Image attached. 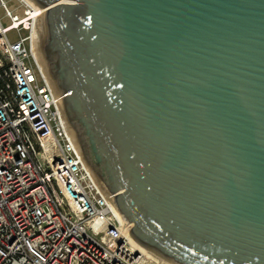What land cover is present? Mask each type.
<instances>
[{
    "label": "water",
    "instance_id": "water-1",
    "mask_svg": "<svg viewBox=\"0 0 264 264\" xmlns=\"http://www.w3.org/2000/svg\"><path fill=\"white\" fill-rule=\"evenodd\" d=\"M83 156L169 264H264V0H30Z\"/></svg>",
    "mask_w": 264,
    "mask_h": 264
},
{
    "label": "built area",
    "instance_id": "built-area-1",
    "mask_svg": "<svg viewBox=\"0 0 264 264\" xmlns=\"http://www.w3.org/2000/svg\"><path fill=\"white\" fill-rule=\"evenodd\" d=\"M18 1L22 16L0 0L10 20L0 18V264H150L37 61L38 20L48 9Z\"/></svg>",
    "mask_w": 264,
    "mask_h": 264
},
{
    "label": "bare ground",
    "instance_id": "bare-ground-1",
    "mask_svg": "<svg viewBox=\"0 0 264 264\" xmlns=\"http://www.w3.org/2000/svg\"><path fill=\"white\" fill-rule=\"evenodd\" d=\"M36 36H37V45L35 46V56H36V58H37V61H38V63H39V65H40V67H41V69H42V71H43V74H44V76H45V78H46V80L49 82V84L56 90V91H60L58 88H59V86L56 84V82L53 80V78L52 77H50V74H49V72H48V70H47V68H46V65H45V63H44V61H43V58H42V56H41V53H40V45H39V35H38V29H37V32H36ZM52 78V79H51ZM53 80V81H52ZM55 82V83H54ZM71 129L73 130V132H74V134L76 135V132H75V130L71 127ZM76 139H77V137H76ZM134 243L136 244V247L137 248H139L140 250H143L144 252H146L147 253V255H148V257H149V259L150 260H152L153 262H155V263H157V259L160 261V262H162V264H165V263H167V262H165L164 260H162V259H160L159 257H157V256H155L154 254H152L151 252H149L148 250H146L145 248H143L142 246H140L139 244H137L136 243V241H134ZM156 259H155V258ZM155 260V261H154ZM152 262V263H153ZM167 264H169V263H167Z\"/></svg>",
    "mask_w": 264,
    "mask_h": 264
},
{
    "label": "rangeland",
    "instance_id": "rangeland-1",
    "mask_svg": "<svg viewBox=\"0 0 264 264\" xmlns=\"http://www.w3.org/2000/svg\"><path fill=\"white\" fill-rule=\"evenodd\" d=\"M5 2L7 3V6L10 10H13L14 12H16L17 14H19L20 16H22L23 14V7L20 5L18 0H5ZM0 18L2 19L4 25H8L10 23V20L6 17V13L4 8L0 5ZM28 32H22L21 36H27ZM9 39L14 42L20 39V36L18 34L17 31H12L9 34ZM32 66L34 67V65L32 64ZM35 68V67H34ZM51 77V76H50ZM52 79V78H51ZM53 81V80H52ZM55 83V82H54ZM60 90V88H58ZM155 258V257H154ZM156 259V258H155ZM155 261V260H154ZM157 263L153 262L152 260L150 261V264H162V262H160L158 259L156 260ZM153 262V263H152ZM167 264V263H165Z\"/></svg>",
    "mask_w": 264,
    "mask_h": 264
}]
</instances>
